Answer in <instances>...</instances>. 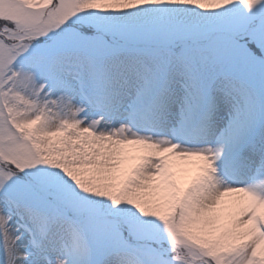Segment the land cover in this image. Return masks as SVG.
<instances>
[{"label": "snow or ice", "instance_id": "6c2138e0", "mask_svg": "<svg viewBox=\"0 0 264 264\" xmlns=\"http://www.w3.org/2000/svg\"><path fill=\"white\" fill-rule=\"evenodd\" d=\"M0 264H264V0H0Z\"/></svg>", "mask_w": 264, "mask_h": 264}, {"label": "bare ground", "instance_id": "6f19581e", "mask_svg": "<svg viewBox=\"0 0 264 264\" xmlns=\"http://www.w3.org/2000/svg\"><path fill=\"white\" fill-rule=\"evenodd\" d=\"M194 172H195V169H194V168H191V171H190L189 174H190V175H191V174H194Z\"/></svg>", "mask_w": 264, "mask_h": 264}]
</instances>
